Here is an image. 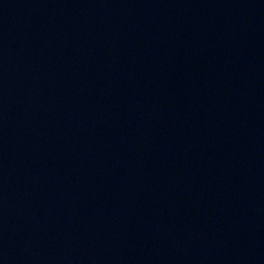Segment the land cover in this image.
<instances>
[{
	"label": "water",
	"instance_id": "obj_1",
	"mask_svg": "<svg viewBox=\"0 0 264 264\" xmlns=\"http://www.w3.org/2000/svg\"><path fill=\"white\" fill-rule=\"evenodd\" d=\"M0 264H264V0H0Z\"/></svg>",
	"mask_w": 264,
	"mask_h": 264
}]
</instances>
